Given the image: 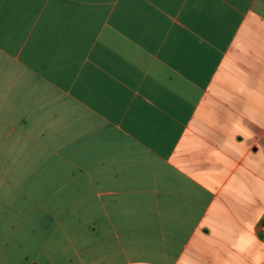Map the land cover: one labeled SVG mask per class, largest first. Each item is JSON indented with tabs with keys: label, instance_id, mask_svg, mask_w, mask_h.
Listing matches in <instances>:
<instances>
[{
	"label": "crops",
	"instance_id": "0c3cea01",
	"mask_svg": "<svg viewBox=\"0 0 264 264\" xmlns=\"http://www.w3.org/2000/svg\"><path fill=\"white\" fill-rule=\"evenodd\" d=\"M264 264V0H0V264Z\"/></svg>",
	"mask_w": 264,
	"mask_h": 264
},
{
	"label": "trees",
	"instance_id": "16d2710c",
	"mask_svg": "<svg viewBox=\"0 0 264 264\" xmlns=\"http://www.w3.org/2000/svg\"><path fill=\"white\" fill-rule=\"evenodd\" d=\"M34 264H38V263H34Z\"/></svg>",
	"mask_w": 264,
	"mask_h": 264
}]
</instances>
